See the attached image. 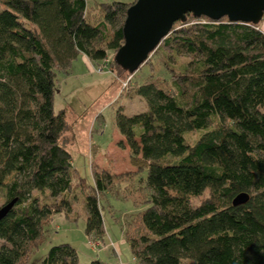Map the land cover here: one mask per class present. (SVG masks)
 <instances>
[{
	"label": "trees",
	"instance_id": "1",
	"mask_svg": "<svg viewBox=\"0 0 264 264\" xmlns=\"http://www.w3.org/2000/svg\"><path fill=\"white\" fill-rule=\"evenodd\" d=\"M133 2L0 0V207L15 200L0 218V264H27L52 214L70 210L72 186L85 189L60 142L66 122L62 111L53 110L58 75L70 74L72 61L83 54L90 61L104 60L119 79L130 76L132 82L136 70L129 72L113 57ZM142 65L149 74L142 83H131V93L145 100L146 109L130 115L119 109L115 115L118 146L128 147L136 168L130 174L144 181L141 231L130 236L135 260L264 264V32L259 22L187 12ZM90 169L84 230L101 241L99 198L131 176L93 161ZM240 192L248 200L232 205ZM41 264H78L77 251L68 242L53 244Z\"/></svg>",
	"mask_w": 264,
	"mask_h": 264
},
{
	"label": "rangeland",
	"instance_id": "2",
	"mask_svg": "<svg viewBox=\"0 0 264 264\" xmlns=\"http://www.w3.org/2000/svg\"><path fill=\"white\" fill-rule=\"evenodd\" d=\"M104 63V60L90 61L79 54L72 61L70 74L58 75L53 110L55 113L62 111L66 122L60 142L70 152L71 162L86 185L84 190L82 186H72L68 192L70 210L63 209L52 214L44 225V239L28 254L27 264H41L48 248L61 242L75 247L78 264H91L93 260H98L100 264H138L130 236L137 238L141 231L139 217L146 206L142 202L145 195L140 185H144V181L139 179V175L130 174L136 168L130 164L128 147L118 146L121 135L115 124V115L119 109L127 115L146 109L145 100L131 93V83H142L149 70L147 65L140 66L131 82L130 76L119 79ZM195 135L193 132L192 136ZM92 161L115 173L129 174L126 178L131 176L126 181L116 182L99 198L104 240H101L100 247L89 244L84 230L85 192L92 183ZM14 177V173L10 174L7 182ZM45 192L48 194L47 190ZM207 194L204 192L194 201L198 203ZM2 203L0 192V205ZM2 243L4 240L0 239V245ZM184 264L189 263L184 260Z\"/></svg>",
	"mask_w": 264,
	"mask_h": 264
},
{
	"label": "water",
	"instance_id": "3",
	"mask_svg": "<svg viewBox=\"0 0 264 264\" xmlns=\"http://www.w3.org/2000/svg\"><path fill=\"white\" fill-rule=\"evenodd\" d=\"M206 16L217 20L226 16L230 21L257 24L264 15V0H135L126 10L122 24L123 43L114 54V61L129 72L145 62L172 28L185 14ZM249 195L237 193L232 205L245 203ZM14 199L0 207L2 218Z\"/></svg>",
	"mask_w": 264,
	"mask_h": 264
},
{
	"label": "built area",
	"instance_id": "4",
	"mask_svg": "<svg viewBox=\"0 0 264 264\" xmlns=\"http://www.w3.org/2000/svg\"><path fill=\"white\" fill-rule=\"evenodd\" d=\"M104 64H105V63H104ZM98 69L101 70L102 68L99 67ZM88 237H89L88 240H89V244H90V245H92L93 247H94V246H96V247H97V246H100V244H101V241H100V240H98V239L94 240V239H95L94 237H93L94 239H93L92 237H90V236H88Z\"/></svg>",
	"mask_w": 264,
	"mask_h": 264
},
{
	"label": "crops",
	"instance_id": "5",
	"mask_svg": "<svg viewBox=\"0 0 264 264\" xmlns=\"http://www.w3.org/2000/svg\"><path fill=\"white\" fill-rule=\"evenodd\" d=\"M259 27L261 28V30L264 32V15L262 17V19L259 21ZM84 56V55H83ZM84 58H86L84 56ZM102 240H103V236H102ZM104 241V240H103Z\"/></svg>",
	"mask_w": 264,
	"mask_h": 264
}]
</instances>
